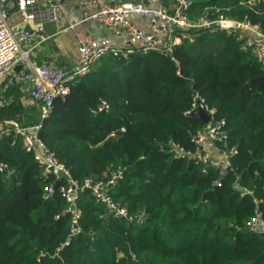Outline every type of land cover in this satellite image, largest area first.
Here are the masks:
<instances>
[{"label":"trees","instance_id":"16d2710c","mask_svg":"<svg viewBox=\"0 0 264 264\" xmlns=\"http://www.w3.org/2000/svg\"><path fill=\"white\" fill-rule=\"evenodd\" d=\"M174 57L104 58L55 99L40 131L79 184L121 171L112 195L131 220L112 218L83 192L74 235L54 174L45 176L18 135L0 138V264H264V233L248 228L257 214L264 223V68L226 35L205 34ZM20 92L4 87L1 124L29 126ZM197 95L226 122L227 138L215 145L236 150L231 171L204 172L193 160Z\"/></svg>","mask_w":264,"mask_h":264},{"label":"built area","instance_id":"2783aa9c","mask_svg":"<svg viewBox=\"0 0 264 264\" xmlns=\"http://www.w3.org/2000/svg\"><path fill=\"white\" fill-rule=\"evenodd\" d=\"M64 1L66 0H0V85L5 81H8L5 87H14L20 82L31 85L29 97L41 106L39 122L29 126L18 121L5 122L2 124L5 128L0 130V138L12 132L18 135L24 150L43 166L45 176L51 173L55 175L56 185L60 184L59 192L68 205L66 213L72 216L75 235L80 232L78 222L81 218L77 204L86 190H91L95 201L103 204L112 218L131 220V217L128 210L116 202L112 195L118 179L123 177L121 171L114 173L107 182L86 181L79 184L41 139L42 125L49 118L55 99L65 98L70 92L71 83L79 82L89 75L95 65L108 56L127 58L136 53H159L176 61L174 53L178 47L184 43L195 44L205 34L231 37L264 68V0H241L238 5L227 8L205 6L200 13H196L197 6L187 0H171L174 5L172 11L165 8L152 9L141 4L120 3L119 0H84V6L92 5L97 8L88 17L89 20L112 28L117 36L125 35L126 40L117 43L104 37L80 39L76 63L69 71L56 70L46 65H31L30 54L48 41L49 38L44 34L45 28L58 23ZM13 16H17L24 25L15 28V23L11 20ZM134 20L145 21L150 30L139 29ZM68 22L67 30L73 29L72 22ZM26 24H32L34 29H28ZM22 64H25V68L27 64L30 65L31 71L21 70L17 73L18 65ZM4 104V98L0 99V107ZM199 104L205 107L210 122L195 139L198 150L193 155V160L204 168V172L211 167L231 171L230 160L232 155L237 154L236 150L224 151L219 157H215L203 146L207 140L215 143L226 140V122L218 121L215 111H210L199 95L192 101V111L198 110ZM103 107L107 108L106 103ZM176 150L181 156L191 155H185L178 148ZM0 170H6V167L0 166ZM239 190L242 195L251 194L246 188ZM47 192L51 195L54 188H48ZM248 228L253 232L264 233L260 214L248 223Z\"/></svg>","mask_w":264,"mask_h":264},{"label":"crops","instance_id":"0c3cea01","mask_svg":"<svg viewBox=\"0 0 264 264\" xmlns=\"http://www.w3.org/2000/svg\"><path fill=\"white\" fill-rule=\"evenodd\" d=\"M83 1L84 0H66L63 2L58 23L47 25L45 28L44 34L49 38L48 41L30 54L31 65H46L56 70L69 71L76 63L80 39L84 37H104L112 39L117 43L126 40L125 35L117 36L112 28L102 25L97 21L89 20L88 17L92 15L97 8L92 5L84 6ZM119 2L141 4L152 9L165 8L169 11H172L174 8L171 0H119ZM200 7L201 6H197L196 8ZM195 11L197 13V9H195ZM11 20L15 23V28L24 25L17 16H13ZM68 20L74 25L73 29L67 30L69 28ZM133 22L139 29L145 31L150 30L149 25L145 21L134 20ZM26 27H28V29H34L32 24H26ZM65 30H67V32L63 33ZM24 65H18V67H20L22 71H31L30 65L27 64L26 68ZM17 87L21 90L20 100L25 108V115L23 116L25 120L24 123L30 125L36 121L38 122L41 117V106L34 103L29 97L28 92L31 85L20 82L14 86V88ZM3 89L4 88L0 86V99H2ZM203 146L205 150L213 156L219 157L221 155L213 141L208 140L204 142Z\"/></svg>","mask_w":264,"mask_h":264},{"label":"water","instance_id":"95a60500","mask_svg":"<svg viewBox=\"0 0 264 264\" xmlns=\"http://www.w3.org/2000/svg\"><path fill=\"white\" fill-rule=\"evenodd\" d=\"M187 1H191L192 3H194L197 6H203V5H207L208 6L211 3H217V2L222 1V0H187ZM20 71H21V68L18 67L16 69V72L20 73ZM260 81L263 82V79H261ZM7 82L8 81L3 82L1 87L4 88L7 85ZM198 111H199V115H200V118H201V121H202V123H201V132H202L207 127V125L209 124L210 116L206 112V109H205V107L202 104H199ZM2 171H4V170H2ZM53 172H56V171L53 170ZM59 188H60V184H57L55 189L57 190ZM86 193L91 194V190H86Z\"/></svg>","mask_w":264,"mask_h":264},{"label":"rangeland","instance_id":"374dc122","mask_svg":"<svg viewBox=\"0 0 264 264\" xmlns=\"http://www.w3.org/2000/svg\"><path fill=\"white\" fill-rule=\"evenodd\" d=\"M223 1V0H222ZM219 2H221V1H219ZM218 3V2H217ZM1 86V85H0ZM5 127L2 125V124H0V130H2V129H4ZM208 141V140H207ZM214 144H215V142H214Z\"/></svg>","mask_w":264,"mask_h":264},{"label":"bare ground","instance_id":"6f19581e","mask_svg":"<svg viewBox=\"0 0 264 264\" xmlns=\"http://www.w3.org/2000/svg\"><path fill=\"white\" fill-rule=\"evenodd\" d=\"M5 171V170H4ZM51 174H53V173H51ZM55 176V175H54Z\"/></svg>","mask_w":264,"mask_h":264}]
</instances>
